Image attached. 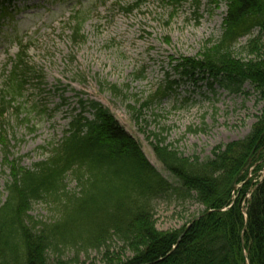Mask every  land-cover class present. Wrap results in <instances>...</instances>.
<instances>
[{
  "label": "trees",
  "instance_id": "16d2710c",
  "mask_svg": "<svg viewBox=\"0 0 264 264\" xmlns=\"http://www.w3.org/2000/svg\"><path fill=\"white\" fill-rule=\"evenodd\" d=\"M169 1L177 5L183 0ZM210 1L227 4L222 34L198 57L181 58L177 69L182 78L207 80L211 88L238 92L249 83L262 104L249 133L217 145L202 159L183 156L152 132L155 156L176 184L149 161L110 109L96 101L81 102L82 111L72 114L62 138L44 147L49 156L33 167L13 158L2 138L9 180L5 200H0V264H79V257L92 250L104 251V264H264V176L253 182L264 167V0ZM80 30L79 21L74 39L82 37ZM247 36L237 54L236 45ZM11 61L0 120L23 90L26 79L20 78L29 68L24 51ZM172 87L168 83L161 96ZM163 197L196 201L203 207L200 217L189 226L160 231L154 211L155 201ZM41 201L53 205L54 218L30 215L32 204ZM113 243H122L133 256L127 261L113 257ZM66 251L73 253L69 260L63 258Z\"/></svg>",
  "mask_w": 264,
  "mask_h": 264
},
{
  "label": "rangeland",
  "instance_id": "374dc122",
  "mask_svg": "<svg viewBox=\"0 0 264 264\" xmlns=\"http://www.w3.org/2000/svg\"><path fill=\"white\" fill-rule=\"evenodd\" d=\"M136 2L140 4L135 6ZM1 4L0 0V101L12 67L10 59L24 51L29 67L20 78L26 79L23 90L0 120L2 201L9 180L2 138L13 158H19L24 167H33L49 156L44 147L62 138L72 114L82 111V101L109 108L150 162L174 184L175 178L155 156L152 132L165 137L166 144L183 156L203 159L217 145L244 138L260 115L262 104L249 83L238 92L218 85L211 88L207 80L182 78L177 69L181 58H196L219 39L228 9L225 2L14 0L6 4L4 15ZM79 21L82 37L74 39ZM250 36L240 39L237 54ZM168 83L173 87L162 97ZM84 115L92 117L91 111ZM255 167L249 170V178ZM263 175L264 167L254 181ZM69 183L75 187L74 181ZM202 209L192 199L157 198L156 227L180 229ZM30 215L46 220L56 212L52 204L41 201L32 204ZM111 247L112 256L122 261L133 256L122 243ZM103 254L89 251L79 257V264H104ZM72 256L70 251L63 254L66 260Z\"/></svg>",
  "mask_w": 264,
  "mask_h": 264
},
{
  "label": "water",
  "instance_id": "95a60500",
  "mask_svg": "<svg viewBox=\"0 0 264 264\" xmlns=\"http://www.w3.org/2000/svg\"><path fill=\"white\" fill-rule=\"evenodd\" d=\"M208 212H210V211H208Z\"/></svg>",
  "mask_w": 264,
  "mask_h": 264
}]
</instances>
